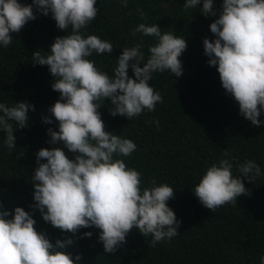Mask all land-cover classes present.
<instances>
[{
    "label": "clouds",
    "instance_id": "obj_1",
    "mask_svg": "<svg viewBox=\"0 0 264 264\" xmlns=\"http://www.w3.org/2000/svg\"><path fill=\"white\" fill-rule=\"evenodd\" d=\"M121 3L127 7V0ZM96 5L97 0H0V45L4 48L12 43L13 33L37 18V12L45 16L51 13L56 27L67 31L54 39L48 52H32L34 64L48 66L54 77L52 88L59 93L48 109L58 122V131L47 129L49 143L64 147L37 151L38 166L31 176L35 203L31 207L39 210L46 223L73 234L53 243L46 232L36 229L32 213L21 206L11 213L0 201V264H79L81 255L73 257L67 248L82 228L99 229L98 239L106 253H115L134 228L143 237L151 236L152 247L179 234L181 221L168 204L175 189L151 178L143 183L142 173L120 158L131 156L136 143L107 131L99 109L107 100L110 115L129 120L144 110L155 111L163 97L150 83L153 74L167 71L180 77L184 71L180 57L187 41L172 31L162 32L156 23H140L132 35L141 33L156 39L147 58L141 39L122 49L109 75L89 59L93 53L110 54L114 49L110 41L85 34L96 19ZM197 6L205 17H217L209 26L215 38L203 39L208 64L217 68L222 87L238 103L239 113L252 125L261 126L264 0H222L219 9H214V0H185L183 9L187 12ZM140 15L146 19L144 13ZM130 67L133 76L128 74ZM30 108L34 110V105L27 101H16L12 106L0 102V131L9 151L16 148L14 131L28 126ZM43 122L51 124L52 119L44 116ZM14 123L18 127L14 128ZM65 148L74 158H69ZM260 175L261 167L255 160L240 163L225 151L191 190L214 213L226 204L236 205L239 196L250 195L244 180L253 182ZM91 236L90 231L83 233V237ZM260 264H264V256Z\"/></svg>",
    "mask_w": 264,
    "mask_h": 264
},
{
    "label": "trees",
    "instance_id": "obj_2",
    "mask_svg": "<svg viewBox=\"0 0 264 264\" xmlns=\"http://www.w3.org/2000/svg\"><path fill=\"white\" fill-rule=\"evenodd\" d=\"M184 2L127 0L124 7L121 0H97L96 19L85 32L112 43V53H93L89 57L109 75L122 49L141 39V50L147 58L149 46L156 39L142 37L141 33L133 36L132 30L140 23H156L162 32L172 31L187 41L180 57L184 69L180 77L167 71L153 74L150 83L163 97L155 111L144 110L129 120L110 115L107 100L99 109L107 131L136 143L131 156L120 158L142 173L143 183L146 185L151 178L175 189L168 204L181 221L179 234L152 247L151 236L143 237L134 228L115 253H106L98 239L99 229L82 228L67 248L73 257L81 255L79 264H260L264 256V123L256 127L239 113L238 103L222 87L217 68L207 62L203 39L215 38L209 26L217 17L202 15L201 6L185 12ZM221 5L222 0H214V9ZM66 34V30L56 27L51 13L45 16L37 12L35 20L12 34L13 41L7 48L0 45V102L12 106L16 101H27L34 105V110L28 112V126L14 131L16 148L9 151L4 146V133L0 131V201L11 213L16 206L32 213L36 229L46 232L53 243L73 234L61 232L46 223L38 209L33 210L31 176L38 166L36 153L40 148L64 147L62 143L50 144L47 132L48 128L58 131V122L48 109L59 99V93L52 88L54 77L48 66L34 64L32 52H48L54 39ZM128 74L133 76L131 67ZM44 116L51 117L52 123H44ZM259 119L264 121V112ZM13 126L18 127L15 123ZM64 150L74 158L73 153ZM225 151L240 163L255 160L261 175L253 182L244 180L250 195H241L236 205L226 204L213 213L191 189ZM88 231L92 236L83 237Z\"/></svg>",
    "mask_w": 264,
    "mask_h": 264
}]
</instances>
